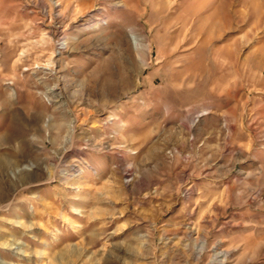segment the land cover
Masks as SVG:
<instances>
[{
	"label": "rangeland",
	"instance_id": "rangeland-1",
	"mask_svg": "<svg viewBox=\"0 0 264 264\" xmlns=\"http://www.w3.org/2000/svg\"><path fill=\"white\" fill-rule=\"evenodd\" d=\"M0 264H264V0H0Z\"/></svg>",
	"mask_w": 264,
	"mask_h": 264
},
{
	"label": "bare ground",
	"instance_id": "bare-ground-1",
	"mask_svg": "<svg viewBox=\"0 0 264 264\" xmlns=\"http://www.w3.org/2000/svg\"><path fill=\"white\" fill-rule=\"evenodd\" d=\"M28 182L31 183V182H33V180H32V181H28ZM28 182L26 181L25 183H28ZM14 224H16V225H18V226H20V227H23V224L20 223V222H14ZM12 245H13V244H10V245L8 244V245H6V247H9V248H10ZM9 248H7V249H9Z\"/></svg>",
	"mask_w": 264,
	"mask_h": 264
}]
</instances>
